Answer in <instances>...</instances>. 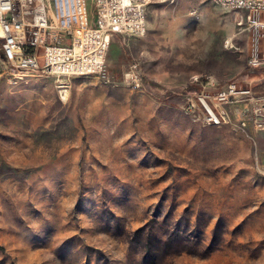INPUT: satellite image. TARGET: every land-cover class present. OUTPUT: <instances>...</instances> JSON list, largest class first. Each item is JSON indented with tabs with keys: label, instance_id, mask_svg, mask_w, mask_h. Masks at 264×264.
Returning a JSON list of instances; mask_svg holds the SVG:
<instances>
[{
	"label": "rangeland",
	"instance_id": "374dc122",
	"mask_svg": "<svg viewBox=\"0 0 264 264\" xmlns=\"http://www.w3.org/2000/svg\"><path fill=\"white\" fill-rule=\"evenodd\" d=\"M233 20L152 0L109 83L22 78L0 52V264H264V111L216 107L232 82L264 95Z\"/></svg>",
	"mask_w": 264,
	"mask_h": 264
},
{
	"label": "built area",
	"instance_id": "2783aa9c",
	"mask_svg": "<svg viewBox=\"0 0 264 264\" xmlns=\"http://www.w3.org/2000/svg\"><path fill=\"white\" fill-rule=\"evenodd\" d=\"M151 1L0 0L1 65L22 78L94 76L112 82L107 65L111 41L116 35H145ZM214 1L233 11L235 36H248V65L264 69V0ZM216 100L218 108L245 103L255 105V113L264 111V95L237 82L229 83ZM211 120L221 123L216 113Z\"/></svg>",
	"mask_w": 264,
	"mask_h": 264
},
{
	"label": "bare ground",
	"instance_id": "6f19581e",
	"mask_svg": "<svg viewBox=\"0 0 264 264\" xmlns=\"http://www.w3.org/2000/svg\"><path fill=\"white\" fill-rule=\"evenodd\" d=\"M229 42H230V41H229ZM203 104H204L205 108L207 109V111L209 112V114H210L211 116H212L213 114H215L213 108L210 106V104H209L207 101L203 102ZM209 108H211L212 113L209 111Z\"/></svg>",
	"mask_w": 264,
	"mask_h": 264
},
{
	"label": "crops",
	"instance_id": "0c3cea01",
	"mask_svg": "<svg viewBox=\"0 0 264 264\" xmlns=\"http://www.w3.org/2000/svg\"><path fill=\"white\" fill-rule=\"evenodd\" d=\"M233 22H234V20H233ZM234 24V26L236 27V25H235V22L233 23ZM237 28V27H236ZM236 34V33H235ZM235 34L233 33V35H232V38H234V36H235ZM245 36H246V39H247V45H248V43H249V40H248V36L245 34Z\"/></svg>",
	"mask_w": 264,
	"mask_h": 264
}]
</instances>
